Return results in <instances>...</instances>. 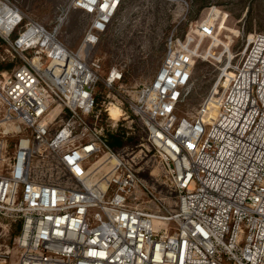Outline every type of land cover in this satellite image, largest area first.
Instances as JSON below:
<instances>
[{
	"label": "built area",
	"instance_id": "1",
	"mask_svg": "<svg viewBox=\"0 0 264 264\" xmlns=\"http://www.w3.org/2000/svg\"><path fill=\"white\" fill-rule=\"evenodd\" d=\"M125 2L67 0L47 26L0 0V264H264V33L220 43L211 7L168 36L150 80L127 87L119 64L105 75L106 97L118 86L128 101L104 111L140 120L171 209L100 123L96 48ZM72 9L87 18L78 48L60 38ZM219 45L209 91L182 111Z\"/></svg>",
	"mask_w": 264,
	"mask_h": 264
},
{
	"label": "rangeland",
	"instance_id": "2",
	"mask_svg": "<svg viewBox=\"0 0 264 264\" xmlns=\"http://www.w3.org/2000/svg\"><path fill=\"white\" fill-rule=\"evenodd\" d=\"M18 1L47 26L56 17L57 8L67 3V0ZM211 7H214L212 15L218 17L217 24H220L217 35L220 43L227 45V42L244 39L254 31L264 33V0H126L119 16L96 48L97 56L103 58L104 63L103 77L96 86L98 109H103L100 123L107 125L105 132L109 138V134L123 136L126 154L135 161V169L156 193L157 205L164 200L171 209L175 208L174 193L171 192L161 158L143 138L144 129L140 120L132 114L118 122L108 119L104 111L108 102L120 100L127 105L128 96L115 86L111 90V98H107L110 90L104 84V77L112 65L119 64L125 68L124 84L127 87L150 80L163 59L168 36L184 37L190 25L204 18ZM86 24L83 12L72 9L62 25L61 40L72 48H78ZM205 45L208 48L212 43ZM221 46L214 47L213 54H207L196 62L192 90L182 111L194 109L209 91L214 80V56H220ZM13 138L9 136L7 139L10 152ZM133 143L138 146L130 148Z\"/></svg>",
	"mask_w": 264,
	"mask_h": 264
},
{
	"label": "trees",
	"instance_id": "3",
	"mask_svg": "<svg viewBox=\"0 0 264 264\" xmlns=\"http://www.w3.org/2000/svg\"><path fill=\"white\" fill-rule=\"evenodd\" d=\"M110 139H111V145L115 148H121L122 146H124L126 143L123 142V136L121 134H109ZM120 142L122 144H120ZM136 144V143H133Z\"/></svg>",
	"mask_w": 264,
	"mask_h": 264
},
{
	"label": "bare ground",
	"instance_id": "4",
	"mask_svg": "<svg viewBox=\"0 0 264 264\" xmlns=\"http://www.w3.org/2000/svg\"><path fill=\"white\" fill-rule=\"evenodd\" d=\"M110 114L114 119H117L121 114V110L118 106L112 105L110 108Z\"/></svg>",
	"mask_w": 264,
	"mask_h": 264
}]
</instances>
